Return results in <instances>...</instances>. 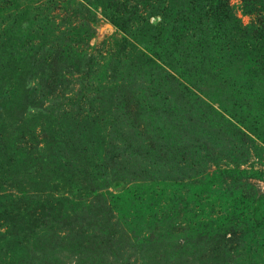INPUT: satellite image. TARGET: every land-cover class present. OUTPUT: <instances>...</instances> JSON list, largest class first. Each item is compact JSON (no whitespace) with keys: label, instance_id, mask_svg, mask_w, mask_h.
<instances>
[{"label":"rangeland","instance_id":"rangeland-1","mask_svg":"<svg viewBox=\"0 0 264 264\" xmlns=\"http://www.w3.org/2000/svg\"><path fill=\"white\" fill-rule=\"evenodd\" d=\"M0 264H264V0H0Z\"/></svg>","mask_w":264,"mask_h":264}]
</instances>
